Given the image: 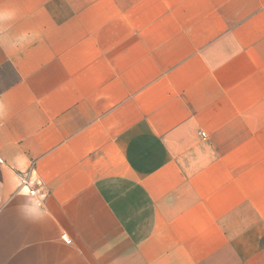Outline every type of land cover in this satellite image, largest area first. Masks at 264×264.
<instances>
[{
	"label": "crops",
	"instance_id": "crops-1",
	"mask_svg": "<svg viewBox=\"0 0 264 264\" xmlns=\"http://www.w3.org/2000/svg\"><path fill=\"white\" fill-rule=\"evenodd\" d=\"M0 158V264H264V0H0Z\"/></svg>",
	"mask_w": 264,
	"mask_h": 264
},
{
	"label": "built area",
	"instance_id": "built-area-1",
	"mask_svg": "<svg viewBox=\"0 0 264 264\" xmlns=\"http://www.w3.org/2000/svg\"><path fill=\"white\" fill-rule=\"evenodd\" d=\"M201 135L202 137H205V134L202 133ZM0 163H1V158H0ZM18 181H19V185L21 186V188L28 189V193L31 197L36 196L37 189L34 187L37 184L36 181L30 182V179L27 176H19ZM61 240L67 245L71 244V240L68 238L66 234L61 235Z\"/></svg>",
	"mask_w": 264,
	"mask_h": 264
}]
</instances>
